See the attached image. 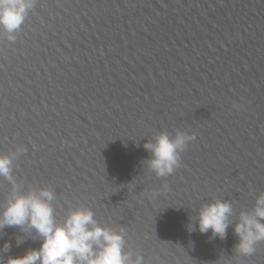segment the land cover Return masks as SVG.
<instances>
[{
	"label": "water",
	"instance_id": "water-1",
	"mask_svg": "<svg viewBox=\"0 0 264 264\" xmlns=\"http://www.w3.org/2000/svg\"><path fill=\"white\" fill-rule=\"evenodd\" d=\"M177 131L196 139L157 176L144 144ZM0 152V213L47 188L58 223L86 206L122 230L128 264H264V241L244 256L234 231L264 194V0H36L0 37ZM215 199L223 239L198 227ZM41 243L0 228V264Z\"/></svg>",
	"mask_w": 264,
	"mask_h": 264
},
{
	"label": "clouds",
	"instance_id": "clouds-1",
	"mask_svg": "<svg viewBox=\"0 0 264 264\" xmlns=\"http://www.w3.org/2000/svg\"><path fill=\"white\" fill-rule=\"evenodd\" d=\"M36 0H0V37L15 42ZM233 108L241 105L233 102ZM196 133L177 131L174 137L160 132L154 142L144 144L152 153L149 168L157 176H168L181 166V153ZM23 151V149H21ZM12 156L0 152V176L11 179ZM167 188V185H165ZM51 190L16 195L0 213V228L28 224L42 237L39 249H31L23 256L11 257L6 264H128L129 257L122 252L124 239L120 232L102 227L93 211L80 206L68 211L63 222H57L51 201ZM232 206L228 201L215 199L201 205L198 211V227L201 233L211 229L213 235L226 236ZM264 194L259 196L253 214L241 213L234 231L239 237L235 245L238 253L250 256L256 245L264 241ZM192 225H189V231ZM8 245L5 244V248ZM135 264H142L137 257Z\"/></svg>",
	"mask_w": 264,
	"mask_h": 264
}]
</instances>
